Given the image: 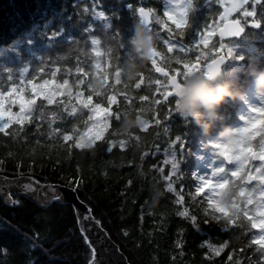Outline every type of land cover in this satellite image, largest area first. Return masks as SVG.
Segmentation results:
<instances>
[{
    "label": "trees",
    "instance_id": "obj_1",
    "mask_svg": "<svg viewBox=\"0 0 264 264\" xmlns=\"http://www.w3.org/2000/svg\"><path fill=\"white\" fill-rule=\"evenodd\" d=\"M185 2L0 0L1 90L9 84L7 68L13 70L14 82L19 83V71L28 67L23 85L28 80L49 79L57 69L58 81L67 79L74 92L81 90L87 97L92 95L94 103L108 107L107 97L112 95L117 101L111 105L113 115L104 137L91 148L78 149L73 139L64 141L63 135L77 134L84 129L88 110L72 116L69 111L73 100L68 96L57 98L52 104L38 98L29 121L23 126L10 125L7 131H15L14 135L0 133V174L31 175L44 183L74 188L130 264H264V253L251 244L259 234L258 229L251 228L247 221L239 227L227 225L220 213L213 212L206 199L207 188L196 192L202 186L196 172L205 171L206 165L213 161L217 150L211 148V142L219 131L225 125L245 126L242 117L254 115L249 110L264 100V96L255 92L253 78L248 73L250 68L264 70V2L256 4L255 0H249L244 6L247 10L255 8V19L262 22L260 27L249 26L253 18H248L245 24L242 10L238 11L229 19L242 20L246 28L242 39L226 42L214 33L207 46L201 42V35L208 31L206 26L220 23L228 0H193L194 10L188 16L191 26L185 27L181 36L180 30L162 14L166 9L179 11L178 5ZM129 3L131 9L127 7ZM94 7L97 12L104 11L108 20L94 18ZM140 7L152 10L146 29L156 36L160 55L154 57L155 65L152 61L144 63L134 81L128 82L120 75V83H116L117 70H121L131 55L126 42L133 34L134 23L140 20ZM109 23L111 27L106 28ZM169 27L173 29L171 34L167 31ZM53 33L60 34L53 38ZM92 39H99L101 44L92 45ZM165 40L179 41L185 51L181 53L177 47L169 53ZM121 43L124 49L119 48ZM220 43H235L234 59H231L237 62L242 57L237 63L241 70L237 84L246 95L244 100H228L222 105L221 119L205 136L191 118L184 120L179 116L173 97L165 100L171 92L167 80L186 71V63L204 70L206 62L197 57L211 60L221 53L215 54ZM77 66L84 68L88 75L77 73ZM156 67H164L168 77L157 72ZM177 79L181 81L183 77L177 75ZM81 80L85 82L80 83ZM97 80H103L106 85L99 90L100 96L88 87ZM156 80L163 82V88ZM138 83L140 88H136ZM147 95V101L141 99ZM117 112L119 119H116ZM129 115L142 117L151 124L146 129H126L124 121ZM157 120H161L159 124ZM254 127L260 129L261 121H256ZM121 140L125 141L123 147L112 145ZM258 140L257 135L252 141L254 150H258ZM167 156H172L177 163L176 172L173 163L165 160ZM258 164L250 162L248 166ZM157 191L159 196L153 204L152 197ZM13 200L17 203L7 205L0 199V264H90L93 249L79 230L70 204L52 202L42 209L26 197L14 196ZM242 200L239 197L237 202ZM185 210L188 216H181L179 213ZM192 216L196 217L195 223ZM214 216L220 218L214 219Z\"/></svg>",
    "mask_w": 264,
    "mask_h": 264
},
{
    "label": "snow or ice",
    "instance_id": "obj_2",
    "mask_svg": "<svg viewBox=\"0 0 264 264\" xmlns=\"http://www.w3.org/2000/svg\"><path fill=\"white\" fill-rule=\"evenodd\" d=\"M264 2V0H255L256 4H260ZM249 3V0H232L229 7L225 8L224 13L220 16V23H214L213 25L206 26L208 31L201 35V42L207 46L209 43V38L211 34L219 31L220 36L223 38L227 37H235L239 36L242 32H244L245 27L242 26L241 19H229L230 15L233 12L242 10V19L245 24L248 23V18H253L250 23V27H260L262 25L261 20L255 19L257 16V12L255 8L252 10H247L244 8L245 5ZM129 9L132 8V5H127ZM179 11L173 10H165L163 15L167 17L168 21L171 24L175 25L176 30H180V35L183 36V29L185 27H190L189 22V12L193 11V0H186L185 3L178 5ZM87 11V9H85ZM94 11V18H98L101 20H108L106 13L104 11ZM139 16L141 20L145 22L147 26V15L143 7L139 8ZM152 10L149 9L148 12ZM157 23H160L159 18H157ZM111 25L106 24V28H110ZM167 27V26H166ZM91 31V28L89 29ZM167 31L171 34L173 32L172 28H167ZM60 33H53V38L58 36ZM165 43L168 45L167 51L169 53L173 52L174 49L179 47V51L183 53L185 51V47L177 42H170L169 40H165ZM91 44L96 46L100 45L101 41L99 39H92ZM225 44L220 43L219 48L225 49ZM120 49H124L125 45L123 43L119 44ZM111 51V49H109ZM100 53L97 52V56ZM160 55L158 52L156 56ZM225 56L232 58L233 50L231 47L227 48L225 55H218L217 57L211 58V63L207 64V69L202 70L197 67V65H189L185 64L184 68L186 71L178 72L176 75H173L170 78V83L172 91L165 96V100L168 99L169 96L175 99L176 106V95L175 88L186 80L190 73L199 72V73H207L208 75H214L219 68L225 63ZM203 57L198 56L197 60H201ZM167 59V58H166ZM180 61L177 60V63ZM152 64H156V60L153 59ZM99 63L96 64V67L99 68ZM157 72H160L164 77H168V72L164 70L162 67H156ZM29 71L28 67H24L19 71V83L14 82L13 70L11 68L5 69V72L8 73L6 80L9 82L8 86L0 90V133H3L5 136L14 135L15 131L9 132L7 131L10 128V125L16 124L23 126L26 121H29V118L32 117L35 105V98L25 100L22 96L16 95L17 91H23L21 85L24 83L25 73ZM75 71L77 73H83L84 76H87L88 73L84 71V68L77 66ZM53 76L56 75L55 72L52 73ZM120 75L121 70H117L116 72V83H120ZM177 75L183 77V80L178 81ZM85 81L81 80L80 83H84ZM29 84H32L31 80H28ZM65 85L68 84V80L65 79L63 81ZM156 84L162 85L163 82L160 80L155 81ZM49 81L45 80L44 85H48ZM88 87L95 93V95L100 96L101 92L96 90L93 87L92 83L88 84ZM35 90V86H33ZM136 88H140V84H136ZM43 93V98L47 100L49 104L53 103L54 96L56 95L55 91L45 90L43 86L37 95ZM163 94V93H162ZM128 97L125 96V100ZM142 100L147 101L148 96L141 97ZM11 104H19V111L13 113L11 116L7 114L12 111L11 107L5 108V103ZM107 103L109 105L116 104V98L114 96L107 97ZM156 103H160L159 100ZM91 105V107H90ZM82 107L85 109H89L96 116H99L101 113L106 114V116H112L113 113L109 112L107 108H103L100 103H96L92 105V95H88L86 101L83 102ZM75 112V109H73ZM249 113H255L256 115H248L246 117H242L244 120L243 127H238V133L240 137V145L238 149H232L225 145L213 143L211 142V148L216 149L217 151L214 153V159L211 163L206 165V170L203 172H196V176L201 182L202 186L196 188L197 193H201L204 191L206 187L208 190V194L206 199L208 200L210 206L213 209V212L220 213L221 216L225 219L227 225H236L243 226L245 221L250 224V227L253 229H258V235H255L251 241V244L257 245V250L261 253H264V107H253L249 110ZM42 115V112H41ZM7 117V119H6ZM119 112L116 113V119H119ZM93 119L92 116L88 117V120L91 121ZM257 120L261 121L260 129H255L254 124ZM157 124L160 123L159 120L156 121ZM107 127L106 120L100 123L92 124L91 127L87 128V131L83 135H78L75 140L74 146L78 149L91 148L97 140L103 138V133ZM22 130V129H21ZM259 136L258 140V150H254L253 139L256 136ZM87 137V140L85 139ZM73 137L71 135H63L64 141L72 140ZM181 138L178 136L176 140L179 141ZM121 146L123 147V142H121ZM112 148L109 147L108 151L111 152ZM257 161L259 162L258 166H248L250 162ZM218 162V163H217ZM227 165H234L233 168H228ZM178 167L177 163L172 164V168L176 169ZM200 173H204L201 175ZM35 183H39L36 181ZM255 184L254 187L249 188V185ZM25 191H33V184H25ZM169 189H171V185H169ZM243 197L241 202L238 201V196ZM258 193V196H257ZM226 194H230L227 198ZM56 200H59V196L53 197ZM183 199V197H181ZM9 202L15 204L17 203L14 200H9ZM251 206V207H250ZM231 213V214H230ZM181 216H188L187 210L179 213ZM91 217H85V219H90ZM220 217L214 216V219H219ZM192 221L195 223L196 217H191ZM238 222V223H237ZM227 230V229H225ZM127 235V233H125ZM86 243L89 242L88 237L85 236ZM91 246V245H90ZM93 256H95V249L93 248ZM217 254H219V250H217Z\"/></svg>",
    "mask_w": 264,
    "mask_h": 264
},
{
    "label": "clouds",
    "instance_id": "obj_3",
    "mask_svg": "<svg viewBox=\"0 0 264 264\" xmlns=\"http://www.w3.org/2000/svg\"><path fill=\"white\" fill-rule=\"evenodd\" d=\"M126 43L131 49V55L122 66L121 75L131 82L140 74L142 65L153 61L156 56V36L146 29L143 20H139L134 23L133 34ZM240 71L235 67L228 69L220 67L211 76L207 73H190L188 78L175 88L176 112L184 120L191 118L205 136L209 135L216 122L221 119L220 108L222 105L228 100L236 101L245 98L246 93L237 84ZM248 73L253 78L252 84L255 92L259 96H264V70L250 68ZM105 86L103 80L93 83V87L98 91ZM146 124V119L131 115L124 121L126 129L141 128ZM213 143L238 149L240 145L238 127L225 126L214 138ZM229 195L226 194L225 198ZM158 196V191L153 194V204L156 203Z\"/></svg>",
    "mask_w": 264,
    "mask_h": 264
},
{
    "label": "water",
    "instance_id": "obj_4",
    "mask_svg": "<svg viewBox=\"0 0 264 264\" xmlns=\"http://www.w3.org/2000/svg\"><path fill=\"white\" fill-rule=\"evenodd\" d=\"M143 8L148 13V24L152 19V12H148V8ZM242 26L244 25L242 24ZM245 32L246 28L239 36H225L222 38L217 30L216 36L222 41L241 40ZM228 60V57L225 56V63L221 66L223 69L227 65ZM208 63H211V61ZM208 63L204 65L205 70ZM170 78H168L167 83ZM168 86L171 87L170 83H168ZM36 181H39V183H35ZM29 183L33 184V191H25L24 185ZM14 196L26 197L42 209L48 208L52 202L70 204L73 207L79 230L84 237H88L89 242L87 244L91 245L90 248L95 249V256L92 257L90 264H130L125 254L110 237L108 231L95 219L89 206L78 197L74 188L60 183H44L31 175L12 177L0 174V199L7 205H11L12 203L9 200H13ZM54 196H59L60 199L56 200L53 198ZM85 217L91 218L85 219Z\"/></svg>",
    "mask_w": 264,
    "mask_h": 264
},
{
    "label": "rangeland",
    "instance_id": "obj_5",
    "mask_svg": "<svg viewBox=\"0 0 264 264\" xmlns=\"http://www.w3.org/2000/svg\"><path fill=\"white\" fill-rule=\"evenodd\" d=\"M231 2H232V0H228V3H229L228 7L230 6ZM237 12H233L230 16L232 17ZM152 16H153V14H152ZM224 44L226 46L225 49H220L219 46H218L217 51L215 52V54L221 52V53H223L225 55L228 47H231L232 48L233 53L235 52L234 51L235 48H236L235 43H224ZM228 59H229V61H228L227 65H226V67H229V68H233V67L239 68L238 65H236L237 62H233V60L230 57H228ZM202 61L204 63L205 62L207 63V62L210 61V59L202 58ZM54 72L57 74V69H55ZM45 80L49 81V84L48 85H44V81ZM45 80H42V81H39V82H34L33 81L32 84L27 83L26 85H22L21 87L23 88V91H19L18 90L17 93H16V95L22 96L25 100L32 99L34 97L35 98V104H36V101L38 100V98L44 99L42 92H41L40 95H37V92H39L40 89H41V86H43L45 90L55 91L56 92V95L54 96L53 102L57 98H60V97H63V96H68L70 100H73L74 101L72 103L71 108H70V111H69V113L72 116H75L76 114H79L83 109H85V108L82 107V104H83L84 101H86L87 96H85L81 90H78V91H75L74 92L69 82H68L67 85H65L63 83V81H58L56 79V75L55 76L52 75L51 78L45 79ZM33 86H35V90H34ZM112 96H114V95H112ZM45 101L47 103V100H45ZM95 104L96 103H94L92 101V105H95ZM101 106L103 108H107L109 112H112L111 111V105H109L108 107L103 106V105H101ZM8 107H11V109H12V111L7 114L8 116H11L13 113H16V112L19 111V104L18 103L11 104L10 105L9 103L6 102L5 103V108L7 109ZM90 107H91V105H90ZM254 107H264V100L261 101V103L257 104ZM73 109H75V112H73ZM87 110H88L87 111L88 112V116H92L93 119L91 121L87 120V124H86L85 128L82 129V130H80L77 134H67V135H71L73 137L74 142L77 139L78 135H83L87 131V128L88 127H91L92 124L100 123V122H103V121L106 120L107 127H106V129H105V131L103 133V137H104L105 132H106V130H107L109 124H110L111 116H106V114H104V113H101L99 116H96L89 109H87ZM253 114L256 115L255 113H253ZM140 118H142V117H140ZM6 119H7V117H6ZM148 125H149V122L147 121L146 126L145 127H141V128L142 129H146L148 127ZM85 139L87 140V137H85ZM121 142H123V145L125 144V141L124 140H121V141L112 142V145H117L118 144V145L121 146ZM165 160L166 161H170L172 163L175 162L172 156H167L165 158ZM173 170L176 172L178 170V167L176 169H173Z\"/></svg>",
    "mask_w": 264,
    "mask_h": 264
},
{
    "label": "bare ground",
    "instance_id": "obj_6",
    "mask_svg": "<svg viewBox=\"0 0 264 264\" xmlns=\"http://www.w3.org/2000/svg\"><path fill=\"white\" fill-rule=\"evenodd\" d=\"M129 4H131V3H129ZM160 10H161V9H160ZM163 10H164V9H163ZM166 10H167V9H166ZM157 12H158V10H157ZM161 12H163V11H161ZM158 13H160V12H158ZM161 14H162V13H161ZM154 15H155V14H154ZM162 15H163V14H162ZM155 17H156V16H155ZM161 17H162V16H161ZM164 18H165V17H164ZM166 20H168V19H166ZM164 21H165V20H164ZM187 42H188V41H187ZM185 44H186V43H185ZM187 45H188V44H187ZM203 50H204V49H203ZM236 53H237V52H236ZM218 55H224V54H223V53H219ZM218 55H217V56H218ZM237 58H238V57H237ZM240 58H242V57H240ZM240 58H238V59H240ZM178 59H179V58H178ZM186 59H187V58H186ZM188 59H189V58H188ZM232 59H234V57H233ZM238 59H237V63H238V61L241 60V59H240V60H238ZM179 60H180V59H179ZM235 60H236V59H235ZM228 61H229V60H228ZM183 62H184V61H183ZM193 62H194V61H193ZM197 62H198V61H197ZM234 62H235V61H234ZM244 62H245V61H244ZM238 64H239V63H238ZM229 65H230V64H229ZM236 65H237V64H236ZM240 65H241V62H240ZM242 65H243V64H242ZM174 67H175V65H174ZM163 68H164V67H163ZM176 68H177V67H176ZM170 71H172V70H170ZM31 75H32V74H31ZM31 77H32V76H31ZM1 80H2V79H1ZM27 82H28V81H27ZM32 82H33V81H32ZM239 86H240V85H239ZM139 93H140V92H139ZM146 94H147V93H146ZM146 94H145V95H146ZM147 96H148V95H147ZM72 97H73V96H72ZM136 97H137V96H136ZM157 98H158V97H157ZM159 100H160V99H159ZM42 102H43V101H42ZM73 102H74V101H73ZM172 102H173V101H172ZM47 103H48V102H47ZM172 106H173V105H172ZM48 107H49V106H48ZM136 107H137V106H136ZM169 107H170V106H169ZM121 108H122V106H121ZM121 108H120V109H121ZM127 109H128V108H127ZM134 109H135V108H134ZM164 109H165V108H164ZM164 109H163V110H164ZM135 110H136V109H135ZM144 110H145V109H144ZM229 110H230V109H229ZM152 111H153V110H152ZM159 111H160V110H159ZM160 112H161V111H160ZM225 112H226V111H225ZM233 112H234V111H233ZM129 113H131V112H129ZM132 113H133V112H132ZM85 114H86V113H85ZM134 114H135V113H134ZM131 115H132V114H131ZM160 115H161V114H160ZM84 116H85V115H84ZM148 116H149V115H148ZM85 117H86V116H85ZM88 117H89V116H88ZM169 118H170V117H169ZM174 118H175V116H174ZM160 119H161V117H160ZM161 120H162V119H161ZM161 120H160V121H161ZM179 120H180V119H179ZM172 121H173V120H172ZM178 122H179V121H178ZM161 123H163V122H161ZM150 124H151V123H150ZM150 124H149V125H150ZM167 125L169 126L170 124H167ZM167 125H166V126H167ZM189 125H190V124H189ZM192 125H193V124H192ZM193 126H194V125H193ZM225 126H226V125H225ZM176 127H177V126H176ZM159 128H160V127H159ZM194 128H195V127H194ZM176 129H177V128H176ZM180 129H181V128H180ZM187 129H188V128H187ZM174 130H175V129H174ZM193 130H194V129H193ZM176 132H177V131H176ZM179 132H180V131H179ZM186 132H187V131H186ZM190 132H191V131H190ZM143 134H144V133H143ZM184 134H187V133H184ZM175 136H176V135H175ZM185 136H186V135H185ZM188 136H189V135H188ZM181 137H182V136H181ZM193 137H194V136H193ZM198 137H199V136H198ZM213 137H214V136H213ZM213 137H212V138H213ZM195 138H196V137H195ZM195 138H194V139H195ZM174 139H175V138H174ZM183 139H184V138H183ZM143 140H144V139H143ZM184 140H185V139H184ZM195 140H196V139H195ZM116 150H117V149H116ZM112 152H113V151H112ZM182 205H183V204H182ZM195 207H196V206H195ZM198 209H199V208H198ZM200 212H201V211H200ZM202 212H203V211H202ZM202 212H201V213H202ZM206 212H207V210H206ZM205 214H206V213H205ZM200 215H201V214H200ZM206 218H207V217H206ZM205 227H207V226H205ZM207 232H208V231H207ZM198 233H199V232H198ZM201 234H202V233H201ZM201 236H203V235H201ZM209 236H210V235H209ZM206 237H207V236H206ZM211 238H212V237H211ZM203 239H204V238H203ZM208 239H209V237H208ZM201 240H202V237H201ZM214 240H215V239H214ZM206 241H207V240H206ZM210 241H211V240H210ZM212 244H214V243H212ZM216 245H217V244H216ZM207 246H208V245H207ZM219 247H220V246H219ZM201 248H203V247H201ZM216 248H217V246H216ZM222 248H223V249H222ZM222 248H221V249L224 250V246H223ZM204 249H205V248H204ZM204 251H205V250H204ZM225 251L228 252V251H227V248H226ZM205 252H206V251H205ZM220 252L222 253V251H220ZM226 252H225V253H226ZM209 253H210V252H208V255L211 254V253H210V254H209ZM215 253H216V252H215ZM215 253H214V254H215ZM223 253H224V252H223ZM206 254H207V253H206ZM249 254H250V252H249ZM211 255H212V254H211ZM216 255H217V254H216ZM216 255H215V256H216ZM219 255H220V254H219ZM212 256H213V255H212ZM212 256H211V257H212ZM225 256H226V255H225ZM230 256H231V254H230ZM230 256H229V257H230ZM213 257H214V256H213ZM213 257H212V258H213ZM216 257H217V256H216ZM219 257H220V256H219ZM246 257H247V256H246ZM208 258H209V257H208ZM212 258H211V259H212ZM221 258H222V257H221ZM223 258H225V257H223ZM248 258H249V257H248ZM243 259H244V254H243ZM228 260H229V259H228ZM247 260H248V259H247ZM217 261H218V260H217ZM221 263H223V262H221ZM231 263H232V262H231Z\"/></svg>",
    "mask_w": 264,
    "mask_h": 264
}]
</instances>
